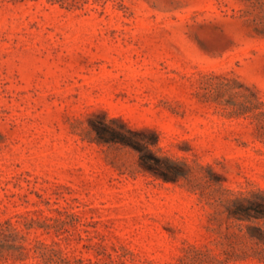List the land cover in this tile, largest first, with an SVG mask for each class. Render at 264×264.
Returning a JSON list of instances; mask_svg holds the SVG:
<instances>
[{
	"label": "rangeland",
	"instance_id": "obj_1",
	"mask_svg": "<svg viewBox=\"0 0 264 264\" xmlns=\"http://www.w3.org/2000/svg\"><path fill=\"white\" fill-rule=\"evenodd\" d=\"M262 1L0 0V264H264Z\"/></svg>",
	"mask_w": 264,
	"mask_h": 264
},
{
	"label": "trees",
	"instance_id": "obj_2",
	"mask_svg": "<svg viewBox=\"0 0 264 264\" xmlns=\"http://www.w3.org/2000/svg\"><path fill=\"white\" fill-rule=\"evenodd\" d=\"M261 4L264 5V0ZM257 30L264 32V24L262 27L257 28ZM109 122L119 124L121 129H115L108 123H103L99 126L93 125L92 130L97 141H119L123 144H129L130 146L143 151V154L139 156L140 159L138 161L142 168L147 169L156 175L162 176L165 180L176 179L178 173L176 171H171L167 167H163L161 164V161H168L169 158L167 156L156 155L150 147V144L155 145L157 143V135L154 131L132 129L118 118H109ZM148 131L153 135V139L148 140L143 137H138L144 135ZM259 212L264 214V210Z\"/></svg>",
	"mask_w": 264,
	"mask_h": 264
}]
</instances>
